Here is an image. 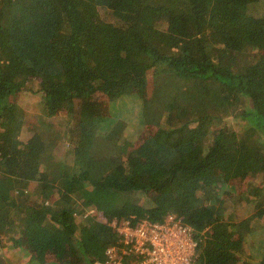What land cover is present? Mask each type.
Instances as JSON below:
<instances>
[{"label": "trees", "instance_id": "16d2710c", "mask_svg": "<svg viewBox=\"0 0 264 264\" xmlns=\"http://www.w3.org/2000/svg\"><path fill=\"white\" fill-rule=\"evenodd\" d=\"M261 1L0 0V264H137L107 222L170 214L192 264H264ZM32 96L41 125L76 119L71 162L26 123Z\"/></svg>", "mask_w": 264, "mask_h": 264}, {"label": "built area", "instance_id": "2783aa9c", "mask_svg": "<svg viewBox=\"0 0 264 264\" xmlns=\"http://www.w3.org/2000/svg\"><path fill=\"white\" fill-rule=\"evenodd\" d=\"M115 222L128 246L125 253H134L140 258V264H191L196 259L198 241L194 238L192 227L174 214H170L164 222L142 220L135 225H131L130 221L123 224ZM107 252L114 258L112 263L115 262L117 256L113 255L116 253L114 249Z\"/></svg>", "mask_w": 264, "mask_h": 264}, {"label": "rangeland", "instance_id": "374dc122", "mask_svg": "<svg viewBox=\"0 0 264 264\" xmlns=\"http://www.w3.org/2000/svg\"><path fill=\"white\" fill-rule=\"evenodd\" d=\"M257 9L264 10V0H262L260 2L259 6L254 7L253 11H256ZM213 54L216 55L215 51H211V55H213ZM217 60H218V58L215 59V61H217ZM23 99H24V101H25L24 103L26 105V108L24 107V109H26V111H25L26 123L28 125H30L32 128H34L35 130L43 131V135H44L43 138L45 139V141L47 142V145H48L47 155L52 154V158L59 159V160H65L66 162H68V161L71 162L72 157L68 158L67 151L72 148L73 144L71 143V141H69L67 139V129L69 127H72V126L77 124L76 119H74V118L69 119L68 115L64 113L62 116H60V119L57 120L55 125L50 129L47 127L46 124L41 125V122H39V116L38 115H40L39 108H40L41 104H38V103L41 100L40 97L32 96V98H30L29 100H26L25 98H23ZM132 105H133V109L131 110ZM136 106H137V102L135 100H131L130 103H127V105L124 107H122V102L111 103L112 114L114 116H116V118L121 120L124 118V114L132 112L136 108ZM77 107H78V109L76 108L77 109L76 115L79 118H81L79 112H80V109L82 107V103H80L78 101ZM83 109H84V105H83ZM130 129L131 128H129V130ZM50 194H51V196H53L54 192L49 190V195ZM56 198L57 197L54 196V198L52 200V201H54V203L56 201ZM136 199L139 200L138 197H136ZM47 200L50 201L49 199H47ZM140 200L142 203L147 204V203H150L151 198L149 199V197H147V198L142 197V199H140ZM52 201H50V204L52 203ZM84 215L85 216L93 215L96 217L103 216L104 217L103 212L96 210L95 207L87 208ZM115 221L116 220H114V221L112 220V221L107 222V223L111 224L112 227L117 230L119 228V225H116ZM125 221L126 220H124V221L122 220V222H120V223L123 224ZM194 238H195V236H194ZM0 244H1L0 245V251H1L0 253H2V254H4L5 250L8 251L10 249V247H12L11 243H7L4 239H3V241L0 240ZM113 249L116 252V253H113V255L117 256V257H115V259H117L119 256L118 248L112 246L109 250L112 251ZM122 254H123L122 255V259H123L124 255L126 254L125 248L122 251ZM9 255H11L14 258L15 264H22L20 261L22 258L20 253L14 255V256L12 254H7L8 257H9ZM133 256H134V257H132L133 261H135L137 264H140V258H138L136 255H133Z\"/></svg>", "mask_w": 264, "mask_h": 264}]
</instances>
